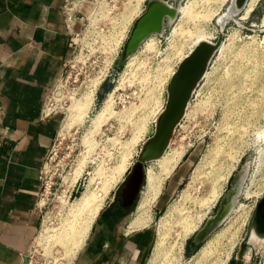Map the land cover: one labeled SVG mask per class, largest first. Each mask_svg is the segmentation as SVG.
Returning <instances> with one entry per match:
<instances>
[{"label": "rangeland", "instance_id": "1", "mask_svg": "<svg viewBox=\"0 0 264 264\" xmlns=\"http://www.w3.org/2000/svg\"><path fill=\"white\" fill-rule=\"evenodd\" d=\"M128 1L102 0L105 7L102 10L99 8L98 15L102 11L105 17L114 15L120 18ZM152 1L144 0V7L141 4L143 10L132 20L130 31L116 56H112L111 50L106 48V30L99 36L93 34L95 21L94 16H90L91 3L84 5L85 14L89 16L86 21L88 32L82 39L86 47L83 50L86 64L81 70L79 65L71 67L73 63L69 64L64 77L46 100L47 111L57 113L60 121L42 167L39 198L41 226L31 247L28 264L74 262L98 216L85 243L69 263L71 248L59 243L56 234L71 217L70 206L84 195H89L97 198L104 196V207L130 176L145 144L156 131L166 106L172 77L163 80L159 73L169 63L167 58H172L171 67L177 69L179 65V59L174 54V30L184 20L181 21L182 13H178L175 19L167 18L163 31L155 34V46L148 48L146 41H143L131 60L132 53L125 54L126 42L137 19ZM191 1L182 0L181 3L185 5ZM230 4L231 0H226L211 22L204 25L206 29L214 31L212 41L220 40L225 48H218L211 56L207 74L195 87L185 113L170 138L169 152L178 148L184 149L185 153L165 180L157 201L150 206L153 221L137 229L140 232L149 231L144 235L147 248L139 264H151L161 215L167 213L171 221L179 219L181 212L188 218L195 217L204 212L203 201L214 194V189L220 193L223 185L217 202L205 215L197 231L187 238L182 255H175L163 264H195L197 251L238 213L237 208L241 203L249 206V218L229 264H264V245L254 247L248 240L256 204L264 196V137L257 136V132L264 129V0L256 1L248 17H243L242 7L222 26L219 18ZM113 60L86 113L72 121L69 115L72 97L82 96L91 78L98 75L100 67L111 64ZM130 61L131 65L128 66ZM110 93L113 95L110 103L112 111H106L101 124H97L96 118L104 110ZM161 103L164 106L159 108ZM132 139L134 142H131ZM216 147H220L219 151H216ZM238 156L240 160L236 162ZM123 164L124 171L121 168ZM152 166H156L155 160L145 164V171ZM229 170L232 171L228 180L222 183L225 178L219 179ZM237 183L231 209L220 219L228 196ZM105 189H108L107 194ZM146 190L144 178L137 203L127 221L128 228L138 213ZM169 238L171 241L175 239L173 234Z\"/></svg>", "mask_w": 264, "mask_h": 264}, {"label": "crops", "instance_id": "2", "mask_svg": "<svg viewBox=\"0 0 264 264\" xmlns=\"http://www.w3.org/2000/svg\"><path fill=\"white\" fill-rule=\"evenodd\" d=\"M64 1L0 0V264H27L41 226V172L60 121L45 104L73 54ZM138 230L92 234L72 264H139Z\"/></svg>", "mask_w": 264, "mask_h": 264}, {"label": "bare ground", "instance_id": "3", "mask_svg": "<svg viewBox=\"0 0 264 264\" xmlns=\"http://www.w3.org/2000/svg\"><path fill=\"white\" fill-rule=\"evenodd\" d=\"M143 1L144 0H129L128 3H126L127 5L125 4L126 8L124 7V10L120 13L121 17L118 18V23L115 26L116 29L111 33L105 35L106 38L105 37L104 38L106 39V43H108L106 48L111 50L112 56H116V54L118 53L122 40L126 35V31L129 28V25L131 24L134 17L136 15H139L140 12L143 10L141 8V4L142 7H144ZM225 1L226 0H192L190 3L188 2L185 5H182V3L179 4L178 12L182 13L181 21L183 19L184 23H182L181 25L175 28L174 39L177 41L173 40V47L175 49V50L173 49L174 54L179 59L178 60L179 63L200 42L212 41V39L215 37L214 31L206 29L204 25H206V23L211 22V20L218 13L222 4ZM256 1L257 0H247V2L245 3L244 0L242 3H239L238 0H231V4L228 6L227 11L224 12V14H222V16L219 18L220 24H222L223 26L224 23L229 18L237 14V11H239L243 7L244 3L245 6L242 9L243 17L246 16L248 17V15L254 9L256 5ZM155 34L156 33L150 34L144 39V41H146V45L148 46V48H153L155 46L156 44ZM223 48H225V44L222 43L220 44L219 49H223ZM136 51H134L130 55L132 56L131 60L134 59V55ZM171 59L172 58H167V61H169V63H167L166 66L163 68V70H161L162 74L159 73L162 76L160 78H162L163 80L167 79V77L169 76H173V74L177 70L174 67H171L170 64ZM129 65H131V61L129 62L128 66ZM206 72L207 71H205V73ZM105 75L106 72L101 71L97 76L91 78L90 84L88 83L89 84L88 89L86 90V92H84L82 96H80L79 98H75L74 96L72 97V104L69 107L71 113L69 115H71L72 121L73 120L75 121V119L81 117L84 113H86L88 107L90 106L89 104L92 103L95 93ZM112 96L110 93L108 95L106 103L104 102L105 103L104 104L105 106H103L104 110L96 118L97 124L100 123L102 119H104L103 116L105 115V112L106 111L109 112L111 110L110 103ZM151 98H155V96H151ZM154 105L152 106L153 108ZM163 106L161 103L159 108L160 107L162 108ZM150 111H152V109ZM148 112L145 113L146 116L148 115ZM228 125L229 124H227V126ZM242 128L244 129L245 127ZM229 130L230 129H228L227 131ZM257 136L258 138L264 137V129L262 130L260 129V131L257 132ZM133 139L131 142H134ZM168 147L169 146H167V148L160 157L154 159L156 166H152L147 169L146 172L147 190L138 206V213L136 217L131 221V225L127 229V232L135 229L136 230L142 229L148 226L153 221V216L150 213V206H152V204H154L157 201L159 195L163 191L165 180L172 174V172L178 166L185 153L184 149H178V148H174V150L169 152ZM219 149L220 147H216V151L217 150L219 151ZM239 160H240V156L236 158V162H238ZM121 168L124 171L125 169L124 164L121 166ZM231 171L232 170H229L228 173H226L220 179L219 176L218 179L221 180L225 178V180L223 179L222 183L227 181L231 174ZM221 186L222 184L220 185L219 188H221ZM105 190H106L105 193L108 192V189ZM222 190L219 193L217 189H214L213 190L214 194L211 197H208L206 200H204L203 203L201 204L204 207L203 208L204 212L199 213L195 217L188 218L186 214L181 212L179 219H177L176 221H171L167 213L161 215L157 223L158 238L155 243L153 256L150 260L151 264H163L164 262L176 257L177 255L178 256L182 255V252L185 249L187 238L191 234L197 231L205 215L208 213L210 208L217 202L220 194L222 193ZM104 200H105L104 196L101 198H97L92 196L90 197L89 195H84L83 198H81L77 203H75L73 206H70L72 207V211H71L72 215L70 218H67V221L65 220L66 222L63 223L62 227H60L59 231L56 234L59 243L62 242L64 245H68L69 249L71 248L72 255L71 254L70 255L72 256V258L69 263H71L73 258L76 256L77 251L80 250L83 244L85 243V240L89 234L91 226L95 218L98 216L101 208L104 205ZM247 207L249 206L246 205L245 203H241L237 208L238 213L234 215V217H232L224 227H222L218 232H216L212 237H210L205 242V244L194 255L195 264H227L228 263V261L232 256L234 247L239 240L240 233L245 227V224L247 223V220L249 218V213H248L249 210H247ZM172 234L175 237L173 241H171L169 238ZM248 240L250 244L254 247H260L264 245V238L259 237L255 232L254 228H251Z\"/></svg>", "mask_w": 264, "mask_h": 264}, {"label": "water", "instance_id": "4", "mask_svg": "<svg viewBox=\"0 0 264 264\" xmlns=\"http://www.w3.org/2000/svg\"><path fill=\"white\" fill-rule=\"evenodd\" d=\"M244 0H238L242 3ZM182 0H154L137 19L125 45V54L133 53L144 39L153 33H160L167 18H176ZM220 40L200 42L178 65L168 85L166 106L160 115L154 135L145 144L137 163L127 180L125 195L135 193L146 178L145 164L160 157L169 145L172 133L185 113L191 95L205 74L211 56L220 46ZM241 182V179L239 180ZM238 181V182H239ZM238 183L228 196L227 205L220 216L225 217L232 206ZM250 228L264 238V196L257 202L251 218ZM28 264V258H27Z\"/></svg>", "mask_w": 264, "mask_h": 264}, {"label": "built area", "instance_id": "5", "mask_svg": "<svg viewBox=\"0 0 264 264\" xmlns=\"http://www.w3.org/2000/svg\"><path fill=\"white\" fill-rule=\"evenodd\" d=\"M89 3H91V7H92L90 16L91 17L94 16L93 19L95 21V24L92 30L93 34H95L96 36H99L100 34L102 35L103 33H105V30L107 31L106 34H109L116 29L115 26L118 23V18H119L118 16L114 17V15H112L110 17H105L103 16L102 11L98 15V11H100L99 8H101L102 10L105 7L102 3V0H65L62 6L61 12H62L64 22L68 30L70 31V44L73 48V54H72V57L67 61L64 72L62 76L55 83L54 88L58 86L59 81H61L62 78L64 77L69 64L73 63L71 64V67H75L79 65L80 70L83 69V66L86 64V60L84 59V54H83V50L86 49V47L82 39L86 36V33L88 32L87 30L88 25L86 21L87 19H89V16L85 14L86 10H85L84 5L88 6ZM76 23H78L79 25L78 28H75ZM129 31H130V25L126 31L125 36L128 35ZM113 62L114 60L112 61V63ZM112 63L104 65L103 67H100L98 74L101 71H104L106 72V75H107V73L110 71V68L112 67ZM106 75L104 76L103 80L105 79ZM45 111H47L46 104H45ZM27 258L29 262L30 253L28 254Z\"/></svg>", "mask_w": 264, "mask_h": 264}, {"label": "flooded vegetation", "instance_id": "6", "mask_svg": "<svg viewBox=\"0 0 264 264\" xmlns=\"http://www.w3.org/2000/svg\"><path fill=\"white\" fill-rule=\"evenodd\" d=\"M129 178V177H128ZM127 178V180H128ZM127 180L120 187L119 191L113 195L110 201L102 207L101 211L98 215V223L101 226V233L95 232L96 228L92 227L89 237L95 233L99 237L108 236L118 232V230H123L127 232L128 224L127 223L129 216L137 203L138 196L141 192V187L143 185V181L139 184L138 190L135 193L125 195V189L127 188ZM148 232H143L142 235L146 236ZM144 236V237H145ZM88 237V238H89ZM145 245V243H144Z\"/></svg>", "mask_w": 264, "mask_h": 264}]
</instances>
